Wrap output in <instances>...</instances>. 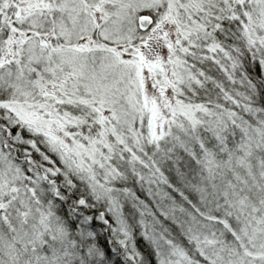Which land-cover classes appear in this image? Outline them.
I'll use <instances>...</instances> for the list:
<instances>
[{"label":"snow or ice","instance_id":"6c2138e0","mask_svg":"<svg viewBox=\"0 0 264 264\" xmlns=\"http://www.w3.org/2000/svg\"><path fill=\"white\" fill-rule=\"evenodd\" d=\"M0 264H264V0H0Z\"/></svg>","mask_w":264,"mask_h":264}]
</instances>
